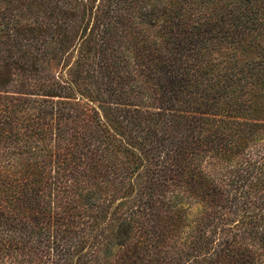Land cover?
<instances>
[{
	"label": "trees",
	"instance_id": "1",
	"mask_svg": "<svg viewBox=\"0 0 264 264\" xmlns=\"http://www.w3.org/2000/svg\"><path fill=\"white\" fill-rule=\"evenodd\" d=\"M0 264H264V0H0Z\"/></svg>",
	"mask_w": 264,
	"mask_h": 264
},
{
	"label": "rangeland",
	"instance_id": "2",
	"mask_svg": "<svg viewBox=\"0 0 264 264\" xmlns=\"http://www.w3.org/2000/svg\"><path fill=\"white\" fill-rule=\"evenodd\" d=\"M0 33H1V31H0Z\"/></svg>",
	"mask_w": 264,
	"mask_h": 264
}]
</instances>
